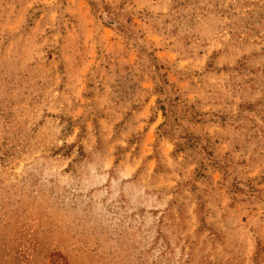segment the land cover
Listing matches in <instances>:
<instances>
[{"label":"rangeland","instance_id":"374dc122","mask_svg":"<svg viewBox=\"0 0 264 264\" xmlns=\"http://www.w3.org/2000/svg\"><path fill=\"white\" fill-rule=\"evenodd\" d=\"M0 264H264V0H0Z\"/></svg>","mask_w":264,"mask_h":264}]
</instances>
